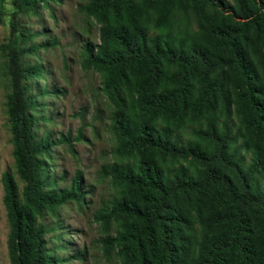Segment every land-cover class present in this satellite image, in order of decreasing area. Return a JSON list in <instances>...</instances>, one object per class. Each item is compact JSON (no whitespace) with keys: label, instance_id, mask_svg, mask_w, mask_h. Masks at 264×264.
Returning <instances> with one entry per match:
<instances>
[{"label":"trees","instance_id":"trees-1","mask_svg":"<svg viewBox=\"0 0 264 264\" xmlns=\"http://www.w3.org/2000/svg\"><path fill=\"white\" fill-rule=\"evenodd\" d=\"M57 1L0 0L4 106L22 184L3 173L9 264L64 262L48 250L54 225L43 220L85 205L80 175L56 189L48 174L52 143L36 139L26 83L41 68L23 62L35 35L17 23ZM78 11L99 27L81 67L99 75L111 109L112 161L99 170L110 192L92 214L104 257L264 264V0H82Z\"/></svg>","mask_w":264,"mask_h":264},{"label":"rangeland","instance_id":"rangeland-1","mask_svg":"<svg viewBox=\"0 0 264 264\" xmlns=\"http://www.w3.org/2000/svg\"><path fill=\"white\" fill-rule=\"evenodd\" d=\"M82 0H58L40 8L36 14L19 15L20 29L35 37L33 53L23 57L25 64H37L41 74L27 81L28 93L36 108L33 130L36 139L47 136L52 143L48 174L55 188L63 189L73 177L80 175L84 206L67 203L57 217L45 216L48 250L65 259L60 264H115L100 249V234L92 214L108 200L110 187L100 178L99 170L111 163L112 140L109 132L111 109L101 92V78L81 67L80 52L86 43H98V26L78 11ZM6 9L8 6L6 5ZM8 36V24L0 25V45ZM50 43L51 45L47 44ZM0 54V264H9L6 248L8 224L2 203V175L15 176L10 132L5 114L7 79L3 74ZM68 138V142L64 140ZM69 146V147H68ZM69 148V149H68ZM84 251L83 258H75Z\"/></svg>","mask_w":264,"mask_h":264}]
</instances>
